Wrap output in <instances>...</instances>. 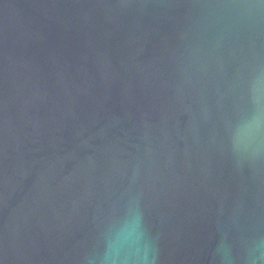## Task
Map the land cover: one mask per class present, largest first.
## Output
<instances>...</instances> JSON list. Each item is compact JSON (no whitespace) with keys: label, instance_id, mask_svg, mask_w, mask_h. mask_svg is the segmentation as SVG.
<instances>
[{"label":"water","instance_id":"1","mask_svg":"<svg viewBox=\"0 0 264 264\" xmlns=\"http://www.w3.org/2000/svg\"><path fill=\"white\" fill-rule=\"evenodd\" d=\"M235 2L0 0V264H99L125 224L156 264H246L264 20L225 28Z\"/></svg>","mask_w":264,"mask_h":264},{"label":"clouds","instance_id":"2","mask_svg":"<svg viewBox=\"0 0 264 264\" xmlns=\"http://www.w3.org/2000/svg\"><path fill=\"white\" fill-rule=\"evenodd\" d=\"M229 7L234 14L226 19L225 28H251L264 20V0H236ZM247 90L251 112L235 128L232 145L239 156L253 159L264 152V67L258 62L251 69ZM245 260L264 264V243L254 244ZM99 264H156V256L140 243L136 227L125 224L108 238Z\"/></svg>","mask_w":264,"mask_h":264}]
</instances>
